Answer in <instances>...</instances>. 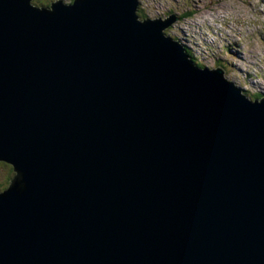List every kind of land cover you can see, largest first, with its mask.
Listing matches in <instances>:
<instances>
[{
  "label": "water",
  "instance_id": "obj_1",
  "mask_svg": "<svg viewBox=\"0 0 264 264\" xmlns=\"http://www.w3.org/2000/svg\"><path fill=\"white\" fill-rule=\"evenodd\" d=\"M139 0H0V264H264V98Z\"/></svg>",
  "mask_w": 264,
  "mask_h": 264
},
{
  "label": "rangeland",
  "instance_id": "obj_2",
  "mask_svg": "<svg viewBox=\"0 0 264 264\" xmlns=\"http://www.w3.org/2000/svg\"><path fill=\"white\" fill-rule=\"evenodd\" d=\"M56 1L32 0V4L42 7ZM138 2L137 15L141 21L159 18L165 21L176 15L179 20L164 33L178 41L202 68L220 67L225 79L246 91L249 99L264 98V0ZM3 164L0 162L2 190L13 173Z\"/></svg>",
  "mask_w": 264,
  "mask_h": 264
},
{
  "label": "trees",
  "instance_id": "obj_3",
  "mask_svg": "<svg viewBox=\"0 0 264 264\" xmlns=\"http://www.w3.org/2000/svg\"><path fill=\"white\" fill-rule=\"evenodd\" d=\"M70 1H72V0H70ZM34 3L37 4V5H39V3H37L36 1H34ZM142 17H144V16H142ZM191 60L194 62L195 65L199 66L200 68L203 67V66L201 65V63L199 64V63H198L193 57H191ZM3 165H4V164H3ZM5 165H6V164H5ZM5 165H4V166H5ZM6 166H7V167L9 168V170L11 171V168H10L8 165H6ZM10 178H11V177H10ZM10 178H9L8 180H6V182L9 183ZM6 182H5V184H6ZM8 183H7V185H8ZM7 185H6V186H7ZM0 188H2L1 185H0Z\"/></svg>",
  "mask_w": 264,
  "mask_h": 264
},
{
  "label": "bare ground",
  "instance_id": "obj_4",
  "mask_svg": "<svg viewBox=\"0 0 264 264\" xmlns=\"http://www.w3.org/2000/svg\"><path fill=\"white\" fill-rule=\"evenodd\" d=\"M139 9V8H138ZM199 67V66H198Z\"/></svg>",
  "mask_w": 264,
  "mask_h": 264
}]
</instances>
